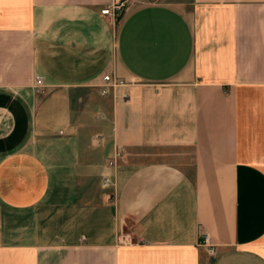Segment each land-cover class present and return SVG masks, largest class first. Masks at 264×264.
<instances>
[{
	"label": "crops",
	"instance_id": "1",
	"mask_svg": "<svg viewBox=\"0 0 264 264\" xmlns=\"http://www.w3.org/2000/svg\"><path fill=\"white\" fill-rule=\"evenodd\" d=\"M0 264H264V0H0Z\"/></svg>",
	"mask_w": 264,
	"mask_h": 264
},
{
	"label": "built area",
	"instance_id": "2",
	"mask_svg": "<svg viewBox=\"0 0 264 264\" xmlns=\"http://www.w3.org/2000/svg\"><path fill=\"white\" fill-rule=\"evenodd\" d=\"M124 6H125L124 1H119V2H116L112 5L105 7L104 9H102V13H107V14H111L114 17H119L120 14L122 13ZM103 81H104V84L102 86V92L103 93L110 91V89L113 87L128 84V82L125 79H123L122 77H120L114 73H105L103 76ZM41 82H42V78H41V76H38L37 77V84H36L37 90H39ZM110 163H113V160H110ZM201 242L205 245H210L209 235L206 233L202 234Z\"/></svg>",
	"mask_w": 264,
	"mask_h": 264
}]
</instances>
